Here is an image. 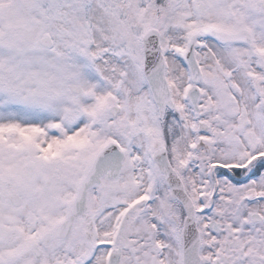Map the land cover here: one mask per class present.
Wrapping results in <instances>:
<instances>
[{
	"label": "snow or ice",
	"instance_id": "snow-or-ice-1",
	"mask_svg": "<svg viewBox=\"0 0 264 264\" xmlns=\"http://www.w3.org/2000/svg\"><path fill=\"white\" fill-rule=\"evenodd\" d=\"M0 264H264V0H0Z\"/></svg>",
	"mask_w": 264,
	"mask_h": 264
}]
</instances>
